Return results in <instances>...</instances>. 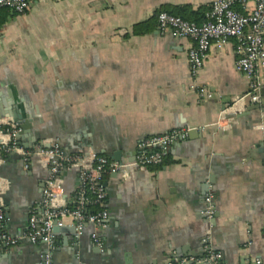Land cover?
<instances>
[{"label":"crops","instance_id":"0c3cea01","mask_svg":"<svg viewBox=\"0 0 264 264\" xmlns=\"http://www.w3.org/2000/svg\"><path fill=\"white\" fill-rule=\"evenodd\" d=\"M212 1L33 0L26 15L2 12L0 111L27 126L23 148L56 142L66 154L132 162L145 139L188 134L162 165L105 176L110 222L98 231L100 246L93 226L78 234L72 219L55 227L51 251L26 238L32 210L42 216L49 167L25 170L11 154L0 165V198L4 232L19 240L0 245V264H45L48 253L51 264H201L216 253L215 264H264V91L260 104L224 114L219 127L250 85L236 69L235 42L214 45L195 78L188 53L196 43L157 20L165 11L201 24ZM198 87L214 98L201 100ZM61 182L71 205L79 170ZM210 190L216 215L207 220Z\"/></svg>","mask_w":264,"mask_h":264},{"label":"built area","instance_id":"2783aa9c","mask_svg":"<svg viewBox=\"0 0 264 264\" xmlns=\"http://www.w3.org/2000/svg\"><path fill=\"white\" fill-rule=\"evenodd\" d=\"M32 0H0V17L3 11L14 15H26L32 7ZM161 30L170 31L179 39H191L196 43L188 53L191 74L196 78L202 70L205 60L214 45L223 47L230 41L235 42L237 56L236 69L249 80V90L235 99L217 121L222 127L226 119L224 114L236 115L248 106L260 104L264 91V0H213L206 20L195 23L182 17L160 12L157 17ZM203 101H210L214 94L205 87H198ZM264 129V123L261 126ZM21 128L9 118H0V165L4 163V155H17L25 170L34 162H41L49 167V176L44 184L40 206L32 210L26 238L31 243L42 242L53 249L54 229L65 225L67 219L74 221L78 234H82L86 225L94 228L93 241L100 246L98 231L105 229L110 222V214L106 208L107 173L127 176L128 169L133 166L150 168L162 165L172 146L187 136L188 130H174L162 135L151 136L138 145L134 160L119 162L97 155L94 152L66 154L56 142H37L31 149H25L18 143ZM47 143V142H46ZM79 170V185L75 192L73 204L67 205L66 191L61 182L62 174L72 169ZM96 206V211L90 208ZM207 220L216 215L215 195L210 190L205 198V208L201 212ZM264 228V214L262 216ZM5 212L0 198V245L15 246L17 238L3 231ZM222 256L218 253L207 259L196 262L215 264ZM45 264H51V255L45 256ZM174 264H185L178 260ZM261 264V261H257Z\"/></svg>","mask_w":264,"mask_h":264},{"label":"water","instance_id":"95a60500","mask_svg":"<svg viewBox=\"0 0 264 264\" xmlns=\"http://www.w3.org/2000/svg\"><path fill=\"white\" fill-rule=\"evenodd\" d=\"M253 108H257V107H252L251 109H253ZM2 117H3V116H2L1 111H0V118H2ZM12 118H13V122H14V123L18 124L19 127H20L21 129H24V130H25V132H23V135H24V133H27V132L29 131V130H27V126H26V125H22V124L20 123V121H19V120H21L20 118H18L16 115H12ZM18 119H19V120H18ZM22 138H23V136H22V132H21V134H19L17 140L21 141ZM49 146H50V145H47V147H49ZM25 147H26V148H31V146H29V145H26ZM118 156H119V155L115 154L113 158H114L115 161H119V162H121V158H119ZM54 231H55V229H54ZM180 260H181V259H180ZM190 264H193V263H190ZM201 264H209V263H201Z\"/></svg>","mask_w":264,"mask_h":264},{"label":"trees","instance_id":"16d2710c","mask_svg":"<svg viewBox=\"0 0 264 264\" xmlns=\"http://www.w3.org/2000/svg\"><path fill=\"white\" fill-rule=\"evenodd\" d=\"M32 1H33V0H32ZM173 15H174V14H173ZM175 15H176V14H175ZM176 16H178V15H176ZM179 17H180V16H179ZM184 19H185V18H184ZM185 20H187V19H185ZM187 21H188V20H187ZM3 23H4V21H3L2 19H0V25L3 24ZM9 156H10V155H6V156L4 155L5 159H8ZM109 174H110V173H107L106 175H109ZM106 175H105V176H106ZM90 211H91V212L96 211V206H95V207H91V208H90ZM3 231H4V229H3Z\"/></svg>","mask_w":264,"mask_h":264}]
</instances>
